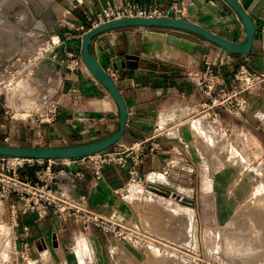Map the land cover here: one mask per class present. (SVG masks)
Here are the masks:
<instances>
[{
    "label": "crops",
    "instance_id": "1",
    "mask_svg": "<svg viewBox=\"0 0 264 264\" xmlns=\"http://www.w3.org/2000/svg\"><path fill=\"white\" fill-rule=\"evenodd\" d=\"M28 2L21 10L15 5L6 14L10 16L14 10L18 14L17 20L6 16L0 21V26H14L18 31L12 36L6 34L0 40V65L14 55L35 51L43 37L57 35L60 44L54 49L55 57L48 55L41 59L28 78L21 81L19 92L0 96V143L67 145L107 136L116 128L119 117L114 100L84 65L69 69L63 63L67 60V52L80 56L82 33L77 28L88 24L86 15L94 16L107 3L136 2L143 7L168 8L172 0ZM180 2L185 6L182 18L231 41L242 40L241 23L223 1ZM238 2L257 28L259 16L264 15V0ZM90 51L111 74L125 102L128 119L120 141L125 145L141 141L158 125L164 129L160 135L162 149L155 158L147 159L139 166L135 178L126 168L115 165H105L100 178L95 177L90 167L71 165L70 172L78 168H83L84 172L82 177H74L68 172L59 175V194L71 203L83 201L90 210L132 228L130 222L139 223L138 207L141 204L146 209L152 201L166 203L181 195L194 203L176 204L194 210L197 186L206 178L204 172L231 168L228 163L234 160V154L238 155L239 162L249 167L253 163L245 155H254L258 165L262 164L264 82L247 92L248 106L244 113L235 116L221 111L219 118L211 121L202 108L204 98L201 91L186 74L190 69L202 68L205 57L212 60L225 85L242 63L253 69H264V34L258 29L253 48L246 55H228L189 31L137 26L119 27L97 34L91 40ZM25 92L38 97H53L59 102V114L53 124L33 125L4 114L5 104L17 109L20 106L32 107ZM255 155H259L258 159ZM29 175H33V169ZM152 187L159 189L153 190ZM11 199L17 202L14 205L20 219L18 231L21 234L24 228L28 229L32 255H36L39 249L63 247L61 237L69 230L63 218L22 212L20 201L15 197ZM85 231L96 251L98 264H111L113 258L109 242L112 239L95 228ZM118 243L126 249L132 246L127 242ZM35 262L38 261L35 259Z\"/></svg>",
    "mask_w": 264,
    "mask_h": 264
},
{
    "label": "built area",
    "instance_id": "2",
    "mask_svg": "<svg viewBox=\"0 0 264 264\" xmlns=\"http://www.w3.org/2000/svg\"><path fill=\"white\" fill-rule=\"evenodd\" d=\"M185 6L180 0H172L168 8L155 5L143 7L136 2L107 3L95 15H86L88 24L79 25L77 30L81 36L93 27L118 18L135 17H158L171 16L181 17ZM257 29L264 34V15L258 18ZM60 44V38L56 35L43 37L35 51L26 55H14L0 65V96L6 93L15 94L21 90L20 83L25 81L41 59L54 54V49ZM67 60L63 63L69 69L83 66L81 58L77 54L66 53ZM188 79L201 91L204 101L203 110L211 121L219 118L221 111L231 115L244 113L248 106L247 92L258 84L264 82V69L250 68L245 63L240 64L229 81L225 85L221 76L215 70L210 58L203 59V67L187 71ZM29 97L32 107L20 106L19 109L5 104L3 112L10 118L27 121L33 125L53 124L59 114V102L53 97H38L34 93L25 92ZM6 101H4L5 103ZM164 129L155 126L152 133L131 145H125L121 141L112 148L80 158L72 159H36L19 156H7L0 154V202L11 197L20 201L22 212H34L40 216L55 215L65 218L67 215L74 217L83 229L95 228L110 239L117 242L132 244L137 238V233L128 229L107 217L100 215L86 207L83 201L71 203L59 194L61 172L72 173L74 177L83 176V168L70 172L71 165L90 167L94 170L96 178H100L101 170L105 165H115L126 168L131 177L138 175L139 166L147 159L155 158L162 149L160 135ZM58 166V169L54 167ZM33 169V175L21 176L23 169ZM139 180V178H137ZM154 189H159L153 187ZM171 196V193L169 194ZM185 202L183 196L177 199ZM187 203V202H185ZM18 213L13 205L11 209L12 229L14 241L12 242L9 260L3 264H28L33 253L32 244L28 241V229L24 228L20 234L15 231L19 227Z\"/></svg>",
    "mask_w": 264,
    "mask_h": 264
},
{
    "label": "rangeland",
    "instance_id": "3",
    "mask_svg": "<svg viewBox=\"0 0 264 264\" xmlns=\"http://www.w3.org/2000/svg\"><path fill=\"white\" fill-rule=\"evenodd\" d=\"M28 3L0 0V21L6 16L17 20L14 10L10 16L6 14L15 5L21 10ZM17 32L14 26H0V40ZM233 156L228 163L231 168L204 172L194 210L177 205L175 197L166 203L151 199L146 209L141 204L139 223L132 221V228L127 227L136 230L137 238L130 249L111 240V264H264V155H260V166L254 155H245L253 163L250 167L239 162L237 154ZM30 169H23L20 175H29ZM10 199L0 202V264L12 257L11 209L17 202ZM62 221L69 227L61 237L63 247L34 251L37 254H31L28 264H98L85 229L72 216ZM151 252L162 254L163 259L158 261Z\"/></svg>",
    "mask_w": 264,
    "mask_h": 264
},
{
    "label": "water",
    "instance_id": "4",
    "mask_svg": "<svg viewBox=\"0 0 264 264\" xmlns=\"http://www.w3.org/2000/svg\"><path fill=\"white\" fill-rule=\"evenodd\" d=\"M221 1H223L234 12L241 23L243 31V38L241 41H231L196 22L186 20L182 17L171 16L118 18L86 31L81 40L80 58L91 76L106 88L107 92L114 100L119 112L116 128L111 130L109 134L103 138L77 144L15 145L0 143V154L36 159H72L89 156L107 150L121 140L128 119L125 102L118 91L111 74L99 64L90 51L91 40L103 31L128 26L185 30L201 36L203 39L218 47L228 55H246L250 53L254 45V37L257 31L255 23L238 0ZM184 201L190 204L194 203L193 200L187 198H185Z\"/></svg>",
    "mask_w": 264,
    "mask_h": 264
},
{
    "label": "bare ground",
    "instance_id": "5",
    "mask_svg": "<svg viewBox=\"0 0 264 264\" xmlns=\"http://www.w3.org/2000/svg\"><path fill=\"white\" fill-rule=\"evenodd\" d=\"M153 176V175H152ZM162 177V176H161ZM148 179V178H147ZM182 207V206H181ZM2 231L0 230V233H1ZM141 246V245H140ZM149 247V246H148ZM147 247V249L148 250H150L152 247L150 246V248H148ZM153 252H156V251H154V248H153ZM153 252H151L152 253V255H153V257L154 258H156V259H159L158 261H160V259H161V257H162V259H163V255L162 254H159V255H157L156 253H158V252H156V253H153Z\"/></svg>",
    "mask_w": 264,
    "mask_h": 264
}]
</instances>
